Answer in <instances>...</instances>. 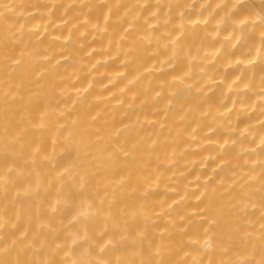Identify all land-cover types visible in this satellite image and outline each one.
Returning <instances> with one entry per match:
<instances>
[{
	"label": "bare ground",
	"instance_id": "obj_1",
	"mask_svg": "<svg viewBox=\"0 0 264 264\" xmlns=\"http://www.w3.org/2000/svg\"><path fill=\"white\" fill-rule=\"evenodd\" d=\"M0 264H264V0H0Z\"/></svg>",
	"mask_w": 264,
	"mask_h": 264
},
{
	"label": "rangeland",
	"instance_id": "obj_2",
	"mask_svg": "<svg viewBox=\"0 0 264 264\" xmlns=\"http://www.w3.org/2000/svg\"><path fill=\"white\" fill-rule=\"evenodd\" d=\"M226 1V0H225ZM228 1H231V0H228ZM233 1V0H232Z\"/></svg>",
	"mask_w": 264,
	"mask_h": 264
}]
</instances>
